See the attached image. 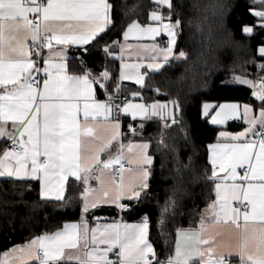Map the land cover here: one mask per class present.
I'll return each instance as SVG.
<instances>
[{"label": "snow or ice", "instance_id": "1", "mask_svg": "<svg viewBox=\"0 0 264 264\" xmlns=\"http://www.w3.org/2000/svg\"><path fill=\"white\" fill-rule=\"evenodd\" d=\"M150 2L147 22L132 19L121 43L105 40L115 27L110 0H0V141L7 144L0 150V179L36 181L40 200L61 209L80 201L79 221L15 245L3 253L0 264H234L233 257L235 264H264V36L256 41L255 55L233 62L221 81L224 87H249L250 100L258 105L201 104L202 118L210 116L213 126L235 120L246 126L219 131L217 142L207 145L211 171L204 170L203 180L212 185L215 198L206 202L197 227L175 229L174 252L160 258L150 240L148 214L131 224L123 216L104 224L100 220L106 218L93 217L96 226L89 225L88 214L103 206L131 213L156 198L157 223L167 247L163 228L181 206V185L164 189L160 204L153 189L156 155L163 153L161 171L172 165L170 179L182 181L192 166L193 156H187V163L184 157L192 140L181 99L144 102V89L169 95L160 87L149 88L150 75L163 74L174 61L188 58L186 51H176L183 20L173 0ZM222 7L230 11L232 5ZM247 13L254 22L242 19L239 30L252 39L264 32V0H250ZM162 34L167 38L163 45L156 42ZM130 37L151 43L134 46ZM232 46L239 50L248 45L233 39ZM94 50L104 54L99 64L87 59ZM125 54L138 62H126ZM109 58L120 61L118 74ZM247 65L256 72L246 71ZM125 81L139 90L125 95ZM152 120L160 122L155 141L144 136L146 122ZM173 128L179 135L167 144ZM70 179L83 186L78 198L66 195ZM232 226L235 243L225 239Z\"/></svg>", "mask_w": 264, "mask_h": 264}, {"label": "trees", "instance_id": "2", "mask_svg": "<svg viewBox=\"0 0 264 264\" xmlns=\"http://www.w3.org/2000/svg\"><path fill=\"white\" fill-rule=\"evenodd\" d=\"M114 4L113 17L115 27L108 32L105 40L122 39V32L132 19L147 22L148 12L153 5L150 0H110ZM177 12L183 20L182 30L177 43V53L184 50L188 53L186 60L174 61L163 74H151L148 79L149 88L160 87L162 92L169 95H160L148 89L143 90L147 101L167 100L179 97L184 107V122L190 126L192 142L184 149L185 163L187 156L192 155V166L183 173V180L170 179L172 175L168 165L163 171L160 168L161 155H156V167L153 179L154 192H158L160 204L165 199L164 189L170 188L173 183H179V204L176 215L166 218L161 236L158 226L160 210L156 198L143 201L131 213H123L125 219L137 221L144 214L151 218L150 240L163 259L168 253L174 252L175 229L195 226L200 214L206 207V202L212 199L210 195L212 185L203 180L204 170L210 173L211 165L208 161V144L217 138L218 128L201 116V104L208 101L250 100L251 90L246 86L221 85L230 74V68L235 62L251 59L255 53L256 41L264 36V32L252 39H247L240 33V22L243 19L253 23L252 16L248 15L247 7L250 0H173ZM230 3L232 8L226 11L222 5ZM175 19V17H174ZM240 41L239 50L232 46V40ZM104 54L94 50L87 57L90 64L103 61ZM107 63L118 74L119 60L108 59ZM237 72L241 69L237 67ZM245 70L255 73L256 69L247 65ZM125 93L130 94L139 90L136 85H124ZM253 101V100H250ZM254 102V101H253ZM128 121L125 122V127ZM126 129V128H125ZM160 122L152 120L146 122L144 136L158 138ZM179 129L173 128L165 143L171 144L173 137H178ZM155 152V143L153 144ZM31 189V190H29ZM83 186L70 180L67 191L69 197H79ZM106 210H97L95 215L104 214ZM112 212V211H111ZM80 219V201L77 199L70 208L61 209L53 203L40 200L38 184L33 181L19 182L0 179V257L14 245L24 243L35 235L44 231H54L64 222Z\"/></svg>", "mask_w": 264, "mask_h": 264}, {"label": "crops", "instance_id": "3", "mask_svg": "<svg viewBox=\"0 0 264 264\" xmlns=\"http://www.w3.org/2000/svg\"><path fill=\"white\" fill-rule=\"evenodd\" d=\"M142 23V22H141ZM166 36L165 35H163L162 34V36H160V37H157V43H160L161 45H163V44H165L166 43ZM178 39H179V37H178ZM121 41V43H123L124 41H123V36H122V39L120 40ZM128 43H130V44H132V45H134V46H136V45H138V44H143V43H151V41H149V40H147V39H145V40H137L135 37H130L129 38V41H128ZM177 43H178V41H177ZM117 51V53H119V49H117L116 50ZM178 54V53H177ZM125 61L126 62H128V63H135V62H138L136 59H135V56H133L131 59H129L128 58V55L127 54H125ZM144 63H147V61H144ZM119 65H120V61H119ZM141 71H144V69H141ZM132 84H134L135 85V83L134 82H132V81H125L124 82V85H132ZM138 87V86H137ZM247 87V86H246ZM249 88V87H248ZM98 92H99V90H98ZM144 96V95H143ZM101 98H103V97H101ZM231 101H238V102H240L241 104H243V103H255V104H257L258 105V102H256V101H250V100H231ZM135 102H141V101H135ZM144 102H147V103H152L153 101H147L146 99H145V101ZM208 102H217V101H208ZM222 102H225V101H222ZM222 102H218V103H222ZM212 114H214V113H212ZM205 119H207L208 121H210V116L208 117V118H205ZM126 120L128 121V123L131 121V118L130 117H128V118H126ZM138 122V121H137ZM134 123H136V122H134ZM210 123V122H209ZM213 126V125H212ZM246 125L243 123V121L242 120H235V121H229L226 125H224V126H214V127H216V128H218V132L219 131H229V132H237V131H242L243 130V128L245 127ZM126 130V129H125ZM125 143H127V139H125V141H124ZM217 142V140H215L214 142H212V143H216ZM221 142H223V141H221ZM7 146V144L4 142V141H0V150H2L4 147H6ZM115 148H116V146L114 145L113 146V149H112V152H113V154L115 153ZM208 156H209V150H208ZM102 158H107V155L106 154H103V157ZM126 167H127V165H126ZM71 180V179H70ZM33 182H36V181H33ZM37 184H38V189H39V183L38 182H36ZM92 184H93V186L95 187V186H97L96 185V182L95 181H93L92 182ZM67 194V193H66ZM215 197L213 196V198L212 199H214ZM97 210H106L107 212L106 213H104V214H99V215H95L94 214V212H96ZM97 210H95L94 212H91V213H89L88 214V221H89V225H90V227H95L96 226V221L93 219V217H101V218H106V219H101L100 220V223H102V224H104V223H113V218H115V220H120V218H121V216H123V220H124V222H127V223H129V224H131V223H136V222H138L139 220H137V221H131V220H128V219H125V217H124V215H123V213H119L118 211H117V209H115L114 207H110V206H103V207H101V208H99V209H97ZM204 210V209H203ZM112 211V212H111ZM203 212V211H202ZM79 221V220H78ZM69 222H77V221H69ZM199 225V221H198V223L195 225V226H193L192 228H195V227H197ZM223 227H227V226H223ZM225 239L226 240H228V239H231V241L233 242V243H235V230H234V226H232V235H231V237H229L228 235H227V233H226V235H225ZM25 243V242H24ZM24 243H21V245L22 244H24ZM18 245V244H17ZM15 246V245H14ZM14 246H12V247H14ZM11 247V248H12ZM11 248H9V249H11ZM175 248V247H174ZM8 249V250H9ZM73 255H75L76 253H72ZM112 257H114V256H111L110 255V258H112ZM4 257H3V254L1 255V257H0V260H2ZM233 259L234 260H237V258L236 257H233ZM32 264H34V262H32ZM69 264H76V262L75 261H71V262H69Z\"/></svg>", "mask_w": 264, "mask_h": 264}, {"label": "built area", "instance_id": "4", "mask_svg": "<svg viewBox=\"0 0 264 264\" xmlns=\"http://www.w3.org/2000/svg\"><path fill=\"white\" fill-rule=\"evenodd\" d=\"M125 95H128V94L125 93ZM125 122H126V118L124 119V126H125ZM125 128H126V127H125ZM125 166H126V165H125ZM111 259H115V257H112ZM233 261H234V264H235L236 260L233 259Z\"/></svg>", "mask_w": 264, "mask_h": 264}]
</instances>
